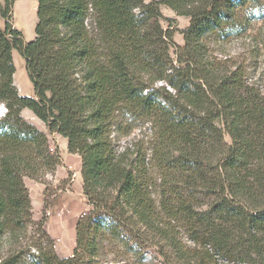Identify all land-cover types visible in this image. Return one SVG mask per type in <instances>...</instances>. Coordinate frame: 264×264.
Returning <instances> with one entry per match:
<instances>
[{"label":"trees","instance_id":"trees-1","mask_svg":"<svg viewBox=\"0 0 264 264\" xmlns=\"http://www.w3.org/2000/svg\"><path fill=\"white\" fill-rule=\"evenodd\" d=\"M36 1L32 40L0 27V264H97L120 243L134 264H264V91L205 42L249 0ZM161 4L189 19L182 45ZM13 50L34 96L15 88ZM23 108L81 158L70 256L32 221L23 178L59 155ZM139 121L147 148L119 149L111 129Z\"/></svg>","mask_w":264,"mask_h":264},{"label":"rangeland","instance_id":"rangeland-1","mask_svg":"<svg viewBox=\"0 0 264 264\" xmlns=\"http://www.w3.org/2000/svg\"><path fill=\"white\" fill-rule=\"evenodd\" d=\"M152 0H144L145 3ZM4 5V0H0ZM36 0H15L7 14V19L0 16V27L6 20L12 27L23 34L25 41L34 38V25L37 22ZM161 24L174 28L173 39L176 44H183L182 31L189 25V19L179 16L169 7L159 6ZM210 53L218 58H226L234 66L244 70V77L264 91V0H249L244 4L234 5L230 18L223 20L216 30L205 37ZM15 73L13 83L20 95L34 96L32 84L28 79L24 59L16 50L12 52ZM19 89V90H18ZM5 107L0 104V117ZM20 115L47 136L48 147L57 151L59 164L51 173L35 181L23 178L30 200V214L33 224H41L45 233L53 240V250L60 257L70 256L75 245V223L77 218L88 210L89 206L82 190L81 158L78 154L67 151V140L57 132H50L45 124L29 109L23 108ZM146 123L136 122L122 126L117 131L112 128L114 143L119 149L136 143L137 147L147 148ZM125 135L120 132H126ZM31 228V227H30ZM34 229L35 226H32ZM6 247H3L4 250ZM152 253L153 251L150 250ZM154 254V253H153ZM28 257L20 264H27ZM135 256L128 247L120 243L113 252L103 253L97 264H134Z\"/></svg>","mask_w":264,"mask_h":264},{"label":"clouds","instance_id":"clouds-1","mask_svg":"<svg viewBox=\"0 0 264 264\" xmlns=\"http://www.w3.org/2000/svg\"><path fill=\"white\" fill-rule=\"evenodd\" d=\"M4 113H5V110H4ZM4 113H2V115H3Z\"/></svg>","mask_w":264,"mask_h":264},{"label":"bare ground","instance_id":"bare-ground-1","mask_svg":"<svg viewBox=\"0 0 264 264\" xmlns=\"http://www.w3.org/2000/svg\"><path fill=\"white\" fill-rule=\"evenodd\" d=\"M13 52V51H12ZM14 75V74H13ZM13 79H14V77H13ZM19 90V89H18Z\"/></svg>","mask_w":264,"mask_h":264},{"label":"crops","instance_id":"crops-1","mask_svg":"<svg viewBox=\"0 0 264 264\" xmlns=\"http://www.w3.org/2000/svg\"><path fill=\"white\" fill-rule=\"evenodd\" d=\"M35 26V25H34Z\"/></svg>","mask_w":264,"mask_h":264}]
</instances>
